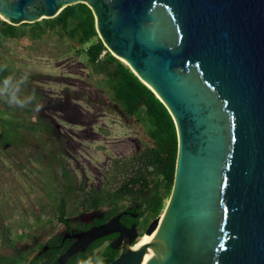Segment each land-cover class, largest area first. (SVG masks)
Here are the masks:
<instances>
[{
  "label": "water",
  "instance_id": "water-1",
  "mask_svg": "<svg viewBox=\"0 0 264 264\" xmlns=\"http://www.w3.org/2000/svg\"><path fill=\"white\" fill-rule=\"evenodd\" d=\"M76 3L177 136L150 241L110 264H264V0H0V19L34 23ZM113 226L78 236L58 264Z\"/></svg>",
  "mask_w": 264,
  "mask_h": 264
},
{
  "label": "flooded vegetation",
  "instance_id": "flooded-vegetation-1",
  "mask_svg": "<svg viewBox=\"0 0 264 264\" xmlns=\"http://www.w3.org/2000/svg\"><path fill=\"white\" fill-rule=\"evenodd\" d=\"M81 98L89 102L91 109L70 111L65 107L70 104L68 100H59L63 102L59 109L55 105L42 112L59 134V140L55 136L48 145L63 149L64 168L69 175L71 170L75 182H53L49 197L54 204L22 207L17 209L16 226L2 223L0 264H58L78 236L114 221L111 232L91 241L84 251L73 254L65 263L110 264L144 239L145 230L156 217L150 210L152 167L148 163L156 145L142 120L119 107L113 109L115 103L109 102V109L102 110L95 108L100 106L98 99ZM106 115L123 124L127 134L109 141L114 152L106 155L104 161H90L86 157L92 156L88 153L90 146L108 138L102 121ZM17 147L15 158L23 172V160L37 161L36 157L44 152L34 142H21ZM5 154L6 159L12 160L9 157L13 151ZM73 162L80 169L71 166ZM78 170L85 174L79 177ZM52 177L55 181L61 176Z\"/></svg>",
  "mask_w": 264,
  "mask_h": 264
},
{
  "label": "trees",
  "instance_id": "trees-1",
  "mask_svg": "<svg viewBox=\"0 0 264 264\" xmlns=\"http://www.w3.org/2000/svg\"><path fill=\"white\" fill-rule=\"evenodd\" d=\"M47 33H54L61 41H65L67 51H74L82 64L89 68V76L96 77V88L106 95L110 102L117 104L125 113L136 115L142 122L149 123V133L156 145L148 156V163L152 167L150 210L152 216L159 215L165 207L172 187L177 151L175 126L169 112L130 68L114 57L103 45L96 32L91 9L86 4L66 6L55 17L43 18L34 23L11 25L0 19V38L6 40L22 39L27 36L39 39ZM9 71L8 66L0 62V81L3 84L10 75L13 78L17 75ZM16 93L6 91L0 99L3 105L0 109V154L6 158L5 153L13 151L14 155L11 154L9 158L16 163L15 166L20 167L15 158L18 151L17 143L23 139V142H33L38 139L39 134V139L46 137L48 145L54 141L55 136V140H59V134L52 128L50 120L41 115L49 108L48 106L42 107L41 114L35 116L30 107H23V99ZM63 95L66 101L68 98L75 100L79 96L69 89H65ZM35 99L41 101L43 97L34 92V97L30 100L31 105L36 103ZM37 124L40 127H37ZM10 129L12 131H9ZM42 150L44 152L49 150V154L36 157L37 161H40V169L47 161L57 158L52 153L53 149ZM57 164L60 168L58 175L61 177L55 182L64 185L66 180L63 178L68 175V171L64 168L63 162Z\"/></svg>",
  "mask_w": 264,
  "mask_h": 264
},
{
  "label": "rangeland",
  "instance_id": "rangeland-1",
  "mask_svg": "<svg viewBox=\"0 0 264 264\" xmlns=\"http://www.w3.org/2000/svg\"><path fill=\"white\" fill-rule=\"evenodd\" d=\"M0 62L8 66V70L12 74H17L14 78L10 75L5 84L0 81V99L6 91L17 92L16 94L23 99V107H30L35 116L41 114L42 107L48 106L49 108L45 109L48 110L57 105L56 108L59 109L63 102L66 103L63 95L65 89L79 95L75 100L67 99L70 104L65 107L70 111L91 109L89 102H84L82 96L93 101L98 99L100 106L95 107L96 109H109L107 104L110 101L95 86L96 77L89 76V68L82 64L74 51H67L65 41H61L54 33L43 34L39 39L28 36L16 40L0 38ZM34 92L40 94L43 99L41 101L35 99L36 103L31 105L30 100L33 99ZM59 100L63 102H59ZM14 102L16 103V101ZM1 108L3 105L0 101ZM44 118L50 120L48 116ZM102 121L107 126L105 136L108 137L106 139L108 142L100 140L97 146L96 144L91 145L88 153L92 156H86L90 161L98 160L100 163L105 160L106 155L114 152L113 143L109 141L127 134L123 124L113 121L111 115H106ZM143 125L145 131L149 132V123L143 121ZM37 127H40L39 124ZM23 141L24 139L21 142ZM21 142L17 143L16 147ZM33 142L39 144L42 149H53L52 153L57 158L47 161L41 169L40 161L23 160L25 165L23 172L15 166L14 161L6 159L0 154V227L2 223L11 225L17 223L19 218L17 209L54 204L49 197L53 182H55L51 175H58V170L56 167L50 168V165L58 166L57 163L64 162L63 149L59 150L57 146L46 145L45 136ZM48 151L41 152V155L49 154ZM76 163L73 162L71 166H78L80 169ZM66 164L70 167L69 163ZM85 167L88 168V166ZM77 172L79 177L85 174L81 170ZM63 179L66 180V183L75 182L74 175L71 176V170L70 175L68 172V175ZM53 190L55 191V188ZM1 239L0 233V248L2 246Z\"/></svg>",
  "mask_w": 264,
  "mask_h": 264
},
{
  "label": "bare ground",
  "instance_id": "bare-ground-1",
  "mask_svg": "<svg viewBox=\"0 0 264 264\" xmlns=\"http://www.w3.org/2000/svg\"><path fill=\"white\" fill-rule=\"evenodd\" d=\"M150 239H151V236L145 235L144 236V239L142 241L138 242L137 244H135V246L133 247V249H136V248L144 245L145 243H147L148 241H150Z\"/></svg>",
  "mask_w": 264,
  "mask_h": 264
}]
</instances>
